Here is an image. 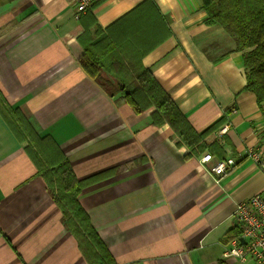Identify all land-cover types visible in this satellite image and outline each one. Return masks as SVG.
Instances as JSON below:
<instances>
[{"label": "crops", "instance_id": "0c3cea01", "mask_svg": "<svg viewBox=\"0 0 264 264\" xmlns=\"http://www.w3.org/2000/svg\"><path fill=\"white\" fill-rule=\"evenodd\" d=\"M144 1L97 0L76 17L70 0H0V264H89L26 152L29 128L87 181L78 200L116 264H258L224 253L227 232L239 233L236 204L264 189L247 154L264 159V115L240 51L206 24L202 1L153 0L171 34L141 58L196 132L221 120L192 148L152 123L154 107L135 112L79 63L92 17L102 28L137 22ZM219 158L235 164L217 175Z\"/></svg>", "mask_w": 264, "mask_h": 264}, {"label": "trees", "instance_id": "16d2710c", "mask_svg": "<svg viewBox=\"0 0 264 264\" xmlns=\"http://www.w3.org/2000/svg\"><path fill=\"white\" fill-rule=\"evenodd\" d=\"M201 1L207 13L206 24L220 25L232 38L234 49L240 51L246 78L244 88L255 94L264 115V0ZM143 8L147 12L136 14L137 22H134L133 16L132 23L129 22L130 15H126L105 28L100 27L92 17L94 30L86 28L79 38L83 47L79 63L100 88L110 96L119 94L135 112L154 107L152 123H168L178 136L179 143L192 148L221 120L202 132H196L171 94L143 66L142 56L171 34L153 0H145L136 6L137 10ZM133 25H138V28ZM11 128L17 127L12 125ZM29 129L33 137H28L31 142L26 145V152L45 179L49 193L61 207L65 226L76 239L82 254L89 264H116L78 200L87 181L77 178L69 160L52 137L37 136ZM200 147L202 150L206 148L202 143ZM238 235L237 229H230L227 240Z\"/></svg>", "mask_w": 264, "mask_h": 264}, {"label": "built area", "instance_id": "2783aa9c", "mask_svg": "<svg viewBox=\"0 0 264 264\" xmlns=\"http://www.w3.org/2000/svg\"><path fill=\"white\" fill-rule=\"evenodd\" d=\"M74 7V15L79 17L97 0H70ZM226 127L221 129L225 130ZM247 154L254 161L257 168L264 173V159L260 152L252 148ZM213 160L211 153H204L200 158L202 163ZM235 162L232 158L216 159L209 170L220 175L230 169ZM236 223L240 230V237L233 238L226 249L225 257L244 259L251 256L258 264H264V189L254 195L239 201L234 210ZM244 240V243H241Z\"/></svg>", "mask_w": 264, "mask_h": 264}, {"label": "rangeland", "instance_id": "374dc122", "mask_svg": "<svg viewBox=\"0 0 264 264\" xmlns=\"http://www.w3.org/2000/svg\"><path fill=\"white\" fill-rule=\"evenodd\" d=\"M234 210H235V209H234ZM234 217H235V215H234ZM235 221H236V219H235ZM236 227H237V228H238V230H239V227H238L237 223H236ZM237 237H238V238L240 237V230H239V235H238V236H236V237H234V238H237ZM232 239H233V238H232ZM232 239H230V240H229V242H230Z\"/></svg>", "mask_w": 264, "mask_h": 264}]
</instances>
